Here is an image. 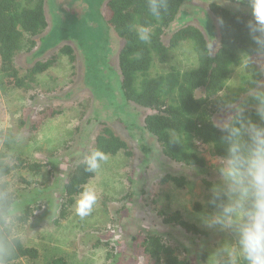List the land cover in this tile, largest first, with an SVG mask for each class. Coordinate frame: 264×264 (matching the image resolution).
Instances as JSON below:
<instances>
[{"label": "rangeland", "instance_id": "374dc122", "mask_svg": "<svg viewBox=\"0 0 264 264\" xmlns=\"http://www.w3.org/2000/svg\"><path fill=\"white\" fill-rule=\"evenodd\" d=\"M75 1L78 9L86 10L82 0ZM107 1H102L96 16L102 27L100 34V30L87 31L77 40L57 42L55 39L61 33L52 32L54 17L62 14L56 10L67 11L70 0L64 6L62 0H44L47 28L43 39H37L31 51L18 53L14 65L22 74L38 61L53 59L54 63L35 77L33 90L6 93L0 90V151L42 166L37 176L26 175L31 185L25 192L37 195L35 207L38 209L27 224L19 226L22 243L38 249L39 258L33 263L22 261L20 264H45L51 257H62L67 264H154L140 246L145 237L152 235L161 237L164 244L176 250L180 259L186 257L190 264H211L212 252L226 237L203 229L194 205L202 209L200 201L206 198L216 158L208 148L197 144L198 154L206 161L205 168L175 164L161 154L155 140L144 131L143 120L149 112L126 102L117 82L121 41L100 19ZM241 1L186 0L169 34L183 26H194L203 32L213 53L218 47V32L216 20L209 12L210 5L239 11L244 9ZM167 41L168 36L163 39L165 44ZM66 46L72 49L73 61L60 53ZM196 67L191 44L182 43L169 53L163 64L154 63L150 74L155 76L171 69L188 72ZM253 67L264 71V64L246 67L245 60L234 67L228 89L235 92L241 77L251 75ZM247 99L248 95L243 96L237 104ZM43 111L56 114L43 121L39 115ZM222 115V110L214 115L215 124ZM105 127L125 142L127 150L114 157L107 156L100 169L93 173L88 186L95 189L98 200L92 214L83 220L76 215L78 196L67 216L61 219L60 187L72 168L90 153L94 138ZM167 174L184 176L188 184L183 189L162 184ZM18 176L8 179L12 190L26 188L25 184H18ZM190 202L191 210L186 206ZM173 212H179L205 235L193 236L177 227L165 226L163 216ZM108 252L115 255L109 261ZM203 253L205 261L201 260Z\"/></svg>", "mask_w": 264, "mask_h": 264}, {"label": "trees", "instance_id": "16d2710c", "mask_svg": "<svg viewBox=\"0 0 264 264\" xmlns=\"http://www.w3.org/2000/svg\"><path fill=\"white\" fill-rule=\"evenodd\" d=\"M186 0H168V8L161 9V18L151 16L148 0H108L104 5L102 24L113 31L121 41L117 55L119 77L117 82L122 98L133 105L149 112L143 120L144 131L152 137L161 154L169 161L185 167L203 169L205 159L198 154L197 144L210 150L212 157L223 154L219 143L221 136L213 121L214 115L227 103L237 104L247 96L253 78L260 80L263 74L254 70L249 76H243L235 92L227 87L234 67L250 55L255 57V45L249 35L247 23L252 19L249 0H242L243 10L230 11L212 4L209 12L216 20L218 47L211 53L203 32L194 26H183L169 34L170 26L177 19ZM234 1V0H229ZM140 25H146L151 32L150 42H141L137 37ZM47 28L44 0H0V90L27 92L36 86V76L45 73L54 60L36 62L24 73L19 74L14 65V58L20 52L31 51L36 41L42 40ZM168 36V41L163 42ZM182 43H190L195 54L197 67L188 72L171 69L167 73L151 76L154 63L163 64L169 53ZM61 55L73 61L70 47H63ZM257 68V67H253ZM197 92H201L198 97ZM53 111L40 112L41 120L52 118ZM99 149L107 156H116L125 152L124 141L116 137L108 128H104L94 138L90 152ZM41 164L31 163L26 159L0 151V189L14 196L19 208V226L25 225L32 217L37 202V195L25 192L31 183L26 175L37 176ZM19 174L18 184L26 188L12 190L8 179ZM93 178V173L84 171L83 162L76 164L68 173L58 192L61 201V219L74 204V198ZM162 184H172L183 189L187 184L184 176L165 175ZM23 190V191H22ZM200 206L194 205V211L200 212ZM164 214V213H163ZM165 226H174L183 232L203 237L205 232L196 225L185 221L179 212L164 215ZM142 252L154 264H190V261L177 255L174 248L164 244L161 237H145L141 244ZM107 261L115 256L108 252ZM39 258V251L27 247L22 242L13 264L22 261L33 263ZM206 260V254L201 255ZM45 264H67L62 257H51Z\"/></svg>", "mask_w": 264, "mask_h": 264}, {"label": "clouds", "instance_id": "9594fccd", "mask_svg": "<svg viewBox=\"0 0 264 264\" xmlns=\"http://www.w3.org/2000/svg\"><path fill=\"white\" fill-rule=\"evenodd\" d=\"M252 19L249 35L255 45V60L246 57L245 66L264 64V0H249ZM152 17L161 18L168 0H148ZM137 37L150 42L151 32L140 25ZM264 74L261 68H254ZM248 99L240 104L222 105L221 120L215 127L221 133L223 154L216 157L213 178L196 213L200 226L226 237L211 254V264H264V82L249 81ZM108 159L105 152L94 149L83 156L84 171L97 172ZM93 187L85 186L75 202L80 219L90 216L97 204ZM189 210L191 202L186 205ZM19 208L14 196L0 189V264H13L23 239L19 228Z\"/></svg>", "mask_w": 264, "mask_h": 264}, {"label": "flooded vegetation", "instance_id": "af4514ba", "mask_svg": "<svg viewBox=\"0 0 264 264\" xmlns=\"http://www.w3.org/2000/svg\"><path fill=\"white\" fill-rule=\"evenodd\" d=\"M102 1L103 0H82L81 2L87 6L86 10H83L78 9V7L75 6V0H70L69 5L71 6L70 8H67V11L62 8L56 10V12H60L62 16L56 14L54 17L55 26L52 32L61 33V37L59 39H55V41L59 42L65 39L77 40L79 36L82 37L83 33L87 31L92 32L100 30L98 33L100 34L102 27L100 26V23L97 20L98 17L96 18V16ZM65 2L66 0H62L63 6Z\"/></svg>", "mask_w": 264, "mask_h": 264}, {"label": "crops", "instance_id": "0c3cea01", "mask_svg": "<svg viewBox=\"0 0 264 264\" xmlns=\"http://www.w3.org/2000/svg\"><path fill=\"white\" fill-rule=\"evenodd\" d=\"M264 78V77H263ZM262 81V80H261Z\"/></svg>", "mask_w": 264, "mask_h": 264}]
</instances>
